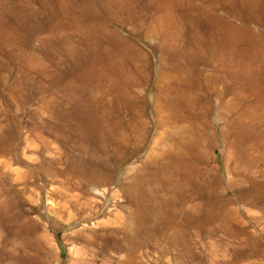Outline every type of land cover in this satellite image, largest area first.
I'll use <instances>...</instances> for the list:
<instances>
[{
  "label": "rangeland",
  "instance_id": "rangeland-1",
  "mask_svg": "<svg viewBox=\"0 0 264 264\" xmlns=\"http://www.w3.org/2000/svg\"><path fill=\"white\" fill-rule=\"evenodd\" d=\"M0 264H264V0H0Z\"/></svg>",
  "mask_w": 264,
  "mask_h": 264
}]
</instances>
